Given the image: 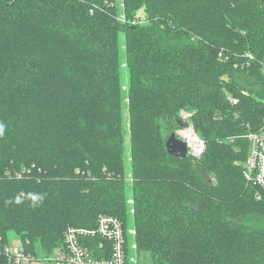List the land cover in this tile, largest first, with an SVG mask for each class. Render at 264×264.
<instances>
[{"label":"trees","instance_id":"16d2710c","mask_svg":"<svg viewBox=\"0 0 264 264\" xmlns=\"http://www.w3.org/2000/svg\"><path fill=\"white\" fill-rule=\"evenodd\" d=\"M0 122V264L10 232L45 260L101 214L137 264H264V189L244 172L263 0H0ZM190 124L204 152L170 155Z\"/></svg>","mask_w":264,"mask_h":264},{"label":"built area","instance_id":"2783aa9c","mask_svg":"<svg viewBox=\"0 0 264 264\" xmlns=\"http://www.w3.org/2000/svg\"><path fill=\"white\" fill-rule=\"evenodd\" d=\"M121 21H126L122 16ZM146 21V20H144ZM135 20L133 24H136ZM236 102L237 100L234 99ZM183 116L189 113L182 112ZM178 130V136L186 140L189 145V153L200 158L206 148L203 138H201L193 128V125H186L185 128ZM192 137V139H190ZM251 146L248 159L245 163V177L248 183H255L264 189V126L257 132L250 131L247 135ZM194 142L195 146H191ZM133 198H129L128 204L132 205L131 212H134ZM132 232V230H131ZM130 232V233H131ZM65 244L49 258L53 264H137L135 256L128 255L127 233H125L124 223L117 216L101 214L98 218L97 227L94 229L69 227L66 231ZM89 235H99L110 242L112 249L111 257L100 259L94 255L93 251L83 244V238ZM1 251L5 254L10 264H32L38 259L31 252L23 249L22 244L11 246L6 245Z\"/></svg>","mask_w":264,"mask_h":264},{"label":"water","instance_id":"95a60500","mask_svg":"<svg viewBox=\"0 0 264 264\" xmlns=\"http://www.w3.org/2000/svg\"><path fill=\"white\" fill-rule=\"evenodd\" d=\"M264 5V0H263ZM167 150L170 155L178 158H186L189 153V145L186 140L181 139L177 132H172L166 141Z\"/></svg>","mask_w":264,"mask_h":264},{"label":"rangeland","instance_id":"374dc122","mask_svg":"<svg viewBox=\"0 0 264 264\" xmlns=\"http://www.w3.org/2000/svg\"><path fill=\"white\" fill-rule=\"evenodd\" d=\"M179 131L184 132L183 130H179ZM190 145L192 147L195 146L194 145V142H190ZM8 237H10L9 245L16 246V245L22 244V241L20 240L19 237H17V234L14 233V232H10L9 235H8ZM37 262H39L40 264H45V263L53 264V262L52 261H49V259H46L45 261H39V260H37Z\"/></svg>","mask_w":264,"mask_h":264},{"label":"clouds","instance_id":"9594fccd","mask_svg":"<svg viewBox=\"0 0 264 264\" xmlns=\"http://www.w3.org/2000/svg\"><path fill=\"white\" fill-rule=\"evenodd\" d=\"M4 131H5V125H4V123L0 122V136H2L4 134ZM32 199L35 202L37 199H42V198H38V197L33 196ZM17 203H19V201H17Z\"/></svg>","mask_w":264,"mask_h":264},{"label":"crops","instance_id":"0c3cea01","mask_svg":"<svg viewBox=\"0 0 264 264\" xmlns=\"http://www.w3.org/2000/svg\"><path fill=\"white\" fill-rule=\"evenodd\" d=\"M39 261H45V260H39ZM32 264H40L39 262L35 261L33 262ZM45 264H48V263H45Z\"/></svg>","mask_w":264,"mask_h":264},{"label":"bare ground","instance_id":"6f19581e","mask_svg":"<svg viewBox=\"0 0 264 264\" xmlns=\"http://www.w3.org/2000/svg\"><path fill=\"white\" fill-rule=\"evenodd\" d=\"M190 139H192V137H190Z\"/></svg>","mask_w":264,"mask_h":264}]
</instances>
